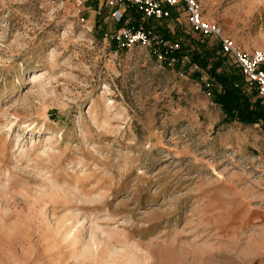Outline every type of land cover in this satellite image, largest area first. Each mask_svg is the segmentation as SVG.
I'll return each instance as SVG.
<instances>
[{"label": "rangeland", "instance_id": "374dc122", "mask_svg": "<svg viewBox=\"0 0 264 264\" xmlns=\"http://www.w3.org/2000/svg\"><path fill=\"white\" fill-rule=\"evenodd\" d=\"M82 1L0 0V264H264L262 126L221 124L194 55L233 60L178 8L150 23L184 63L119 50L138 17ZM198 2L264 48V0Z\"/></svg>", "mask_w": 264, "mask_h": 264}, {"label": "built area", "instance_id": "2783aa9c", "mask_svg": "<svg viewBox=\"0 0 264 264\" xmlns=\"http://www.w3.org/2000/svg\"><path fill=\"white\" fill-rule=\"evenodd\" d=\"M72 2L81 13L84 2ZM107 4L111 8V18L117 24L128 22V13L138 17L132 25H123L117 30L114 35L117 48L148 49L156 62L166 67H176L188 58L181 55L179 44L164 37L150 22L167 19L175 8L182 9L191 30L203 38L217 40L220 53L233 60L245 82L257 91L258 97L264 98V48L248 51L239 46L220 25L204 18L198 0H107Z\"/></svg>", "mask_w": 264, "mask_h": 264}, {"label": "trees", "instance_id": "16d2710c", "mask_svg": "<svg viewBox=\"0 0 264 264\" xmlns=\"http://www.w3.org/2000/svg\"><path fill=\"white\" fill-rule=\"evenodd\" d=\"M210 61L211 53L208 51L204 56L194 55V64L202 69H208L211 73L209 87L206 89L212 95L214 103L224 113L221 124L231 125L234 122L242 125L261 124L264 132V102L254 100L258 96L257 91L254 89L252 94H248L247 84L237 68L233 71L224 67L221 58H217L214 64ZM219 69H222L221 72Z\"/></svg>", "mask_w": 264, "mask_h": 264}]
</instances>
